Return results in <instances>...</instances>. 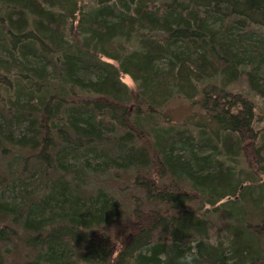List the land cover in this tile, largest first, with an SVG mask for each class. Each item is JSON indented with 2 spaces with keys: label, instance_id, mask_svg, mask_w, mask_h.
<instances>
[{
  "label": "trees",
  "instance_id": "1",
  "mask_svg": "<svg viewBox=\"0 0 264 264\" xmlns=\"http://www.w3.org/2000/svg\"><path fill=\"white\" fill-rule=\"evenodd\" d=\"M263 63L264 0H0V264H264Z\"/></svg>",
  "mask_w": 264,
  "mask_h": 264
},
{
  "label": "rangeland",
  "instance_id": "2",
  "mask_svg": "<svg viewBox=\"0 0 264 264\" xmlns=\"http://www.w3.org/2000/svg\"><path fill=\"white\" fill-rule=\"evenodd\" d=\"M263 70H264V63L262 65ZM261 76H264V72H261L260 74ZM260 77V76H259ZM264 81V77H261ZM123 81L129 85L130 87L134 86V83L132 81V79L129 76H124L123 77ZM262 82V81H261ZM258 100V99H257ZM259 103V105L264 104L263 100H259L257 101ZM262 107V106H261ZM264 125V122L262 123V126ZM209 152V148L208 147H204L201 150V154H207ZM32 182H34L33 179H30ZM11 193H7V196H10ZM4 200H6V196L4 195ZM217 225H216V230L214 231V233L211 235V241L212 242H216V243H220L223 244L222 246L224 248H226L228 246V244L226 243L227 241V237L226 235L228 234L227 231L223 228L224 227V223L221 219H217ZM29 253V251L23 247L22 244H18L17 247H9V253H8V258L11 264H23L25 263L27 260H29L26 256V254Z\"/></svg>",
  "mask_w": 264,
  "mask_h": 264
},
{
  "label": "clouds",
  "instance_id": "3",
  "mask_svg": "<svg viewBox=\"0 0 264 264\" xmlns=\"http://www.w3.org/2000/svg\"><path fill=\"white\" fill-rule=\"evenodd\" d=\"M197 259L196 254L187 253L181 260V264H194V261Z\"/></svg>",
  "mask_w": 264,
  "mask_h": 264
}]
</instances>
